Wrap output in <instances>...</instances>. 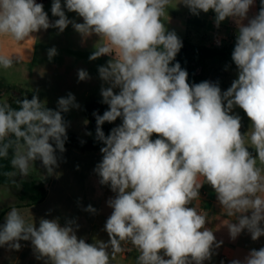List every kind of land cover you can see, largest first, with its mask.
Masks as SVG:
<instances>
[{"label": "clouds", "instance_id": "9594fccd", "mask_svg": "<svg viewBox=\"0 0 264 264\" xmlns=\"http://www.w3.org/2000/svg\"><path fill=\"white\" fill-rule=\"evenodd\" d=\"M171 2L53 0L51 14L58 19L51 21L37 0H0V36L16 43L35 41V33L49 28L62 33L69 25L82 41L98 37L89 60L109 57L98 67L101 103L108 109L93 112L95 140L103 144L94 172L115 193L107 201V242L79 238L75 219L62 225L59 217H41L37 227L12 207L0 225V247L19 251L20 241H29L43 264H112L133 249L135 264H204L223 243L206 227L207 215L190 206L204 184L224 214L235 217L225 224L233 241L245 231L253 241L264 236V0L252 17L255 0H180L192 15L213 12L217 28L226 19L235 23L237 78L226 91L218 82L190 84L188 72L173 63L183 43L166 26ZM57 54L48 49L49 60ZM19 62V56L0 52V68ZM90 79L78 70V82ZM15 103L0 102V160L9 161L3 175L20 188L36 161L47 176L56 174L68 140L63 114L81 105L71 92L55 109L35 94ZM237 107L249 118L246 133ZM117 119L121 123L106 135L102 126ZM84 210L97 212L91 205ZM230 264H264V247Z\"/></svg>", "mask_w": 264, "mask_h": 264}, {"label": "crops", "instance_id": "0c3cea01", "mask_svg": "<svg viewBox=\"0 0 264 264\" xmlns=\"http://www.w3.org/2000/svg\"><path fill=\"white\" fill-rule=\"evenodd\" d=\"M37 2L43 4L49 19L55 21L57 17L51 14L53 0H37ZM251 11L254 16L258 13L257 0H255L254 5L251 7ZM72 14L73 16L76 15V13ZM211 14L214 13L211 12ZM249 17L252 16L250 15ZM190 18L191 21L195 19L193 16H190ZM232 23L233 21L231 20L226 29L235 28L236 26ZM245 23L247 22L245 21ZM48 30H41L35 33V41L30 40L23 43H16L8 37L0 36V52L20 57V62L15 64L11 69H16L17 71L24 70L26 71L25 75H30V77L37 72L38 65L37 63H33L35 51L38 41L44 34L47 35ZM21 83L17 84V82L7 80L1 81V85L5 89L21 87L33 96L34 92L20 86ZM2 90L1 92H3ZM13 92L16 96L12 99H15L19 95L15 90ZM39 98L48 104L44 98ZM48 105L56 108L57 100ZM117 121L114 122L113 127L116 126ZM68 131L77 135L69 127ZM65 148L66 151L62 154L63 158L59 161V167L55 170L56 174L47 176L41 162L36 161L34 167L30 168L29 176L23 180L43 184L47 189L45 198L37 204H29L27 197L22 195V185L20 188L16 187L19 190L20 198L27 202L19 204L11 203L8 206H5L6 203L1 202L0 225L4 223L7 212L12 207H15L21 211L28 221L34 220L37 227L41 217L47 219L59 217L62 225L68 219H75L79 225L77 231L79 238L85 239L88 243H94L98 240L107 242L109 237L104 230V226L112 212V209L107 206V201L109 198H114L115 193L111 191L109 186L101 185L99 177L94 172L95 166L102 160V154L100 151L84 152L76 148ZM58 155L61 154L58 153ZM16 179L18 182H21L20 177ZM1 186H4L6 189L12 186L15 187L11 184ZM1 192L4 193L3 190ZM1 198L4 201L5 194ZM88 205L95 208L97 212L92 214L85 211L84 209ZM190 206H196L197 211L207 215L209 222L206 224V227L214 232L217 241H223L222 245L215 250L216 254L213 255L212 259L205 261L204 264H221L222 261L223 264H230L234 259L242 260L251 249L264 247V236L253 241L250 234L246 231L242 232L234 241L230 238L225 224L230 221L235 222V217H227L224 214L218 204L216 193L210 185L204 184L202 186L199 198ZM20 243L21 249L19 251L10 250L6 246L0 247V264H43V261L35 258L29 241H20ZM109 251L111 250L109 249ZM136 256L137 252L134 249L126 251L125 253L118 254L112 264H135Z\"/></svg>", "mask_w": 264, "mask_h": 264}, {"label": "rangeland", "instance_id": "374dc122", "mask_svg": "<svg viewBox=\"0 0 264 264\" xmlns=\"http://www.w3.org/2000/svg\"><path fill=\"white\" fill-rule=\"evenodd\" d=\"M179 3L180 0H172L168 9L169 17L166 14L165 21L170 18L166 22V26L169 31L176 32L182 43L183 41H189L196 45L205 46L235 44L237 28L226 29L231 19H226L217 28L214 24L215 14H211V11L208 13L201 12L199 16H195L183 4ZM66 15L69 19L82 22V19L77 15L73 16L72 12H66ZM250 15L254 16L251 9L249 11ZM190 16L195 19L191 21ZM232 24L235 25L234 22ZM97 40L98 37L93 35L86 41H82L80 34L71 25L62 33H59L58 29L50 28L47 31V35L44 34L38 41L33 62L37 63L38 68L37 72L32 74L31 77L30 75H25L26 71L24 70L17 71L11 68L6 70L0 68V93H2L0 102L11 101L16 96L13 90L18 92L19 96L25 93V90L21 87L5 89L1 85L2 80L14 81L17 84L22 82L20 86L30 89L35 95L44 98L48 104L55 102L60 97L67 96L71 92L75 95L76 101L81 105V108L72 109L67 113L69 129L72 132H76L81 140L93 139L94 133L88 128V123H84L86 120L88 121L85 108L90 101L102 99L100 88L103 82L99 79L98 67L104 65L109 59L108 56H102L93 61L89 60ZM52 47L57 49L58 54L49 60L47 52ZM79 69L86 70L91 79L78 82ZM236 78V66L227 62H220L211 64L207 81L218 82L221 90L226 91ZM234 114H238L241 117V132L246 133L250 127L249 118L238 107L234 109ZM120 123L121 121L118 120L116 126ZM87 132H91L92 135H87ZM155 138L157 137L154 135L153 139ZM249 150L255 154L253 149ZM2 190L4 193L1 192ZM3 194H5L4 201L1 198ZM1 202L6 203L5 206H8L11 203L19 204L27 201H23L20 198L19 190L16 187L12 186L6 189L0 185V209Z\"/></svg>", "mask_w": 264, "mask_h": 264}, {"label": "trees", "instance_id": "16d2710c", "mask_svg": "<svg viewBox=\"0 0 264 264\" xmlns=\"http://www.w3.org/2000/svg\"><path fill=\"white\" fill-rule=\"evenodd\" d=\"M260 7L261 0H257L258 11ZM234 46L235 44L205 46L196 45L189 41H183V47L177 54L173 63L179 62L182 69L188 72V82L190 84L200 83L208 79V74L212 63L227 62L235 65L231 58ZM25 97L31 99L32 95L28 91H25L23 95L12 99L8 103H10L13 107H18L15 101L17 99H24ZM101 100L102 99L92 100L86 105L85 108V114L88 118V128L94 133V135L96 129V120L93 116V112H97L98 114L102 115L104 111L108 109V106L101 103ZM46 106L55 109V107L49 106L47 104ZM63 115L64 119L68 121L67 113ZM113 125L114 123L109 124L106 122L102 126L103 131L106 135L109 134L111 128H113ZM67 135L68 140L65 143V147L76 148L84 152L100 151V148L103 147L102 143L95 140V136L93 139L90 140H81L78 138L77 135L69 132L68 129ZM7 170H10L9 161L0 160V185H10L7 177L3 175V172ZM21 185L22 195L24 197H27L29 204H37L41 202L47 195V189L41 183H35L33 181H23Z\"/></svg>", "mask_w": 264, "mask_h": 264}]
</instances>
